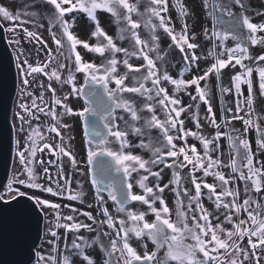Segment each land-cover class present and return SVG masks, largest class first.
<instances>
[{"label":"snow or ice","instance_id":"1","mask_svg":"<svg viewBox=\"0 0 264 264\" xmlns=\"http://www.w3.org/2000/svg\"><path fill=\"white\" fill-rule=\"evenodd\" d=\"M203 4L206 7L207 0H203ZM40 5H46L50 14L40 12L35 2L28 5L35 9L30 12L14 13L8 7L0 6V19L10 24L6 31L15 35L10 44L19 46L22 39L35 42L42 46L36 48L38 57L46 50V58L43 61L38 58L35 63L30 62L22 50H18L15 57L21 84L19 110L15 113L19 126L14 140L19 168L0 189V204L15 202L22 218L36 215L38 226L40 220H47L46 234L55 241L66 240L67 233L74 234L71 255L58 260L37 251L33 253L35 264H77V261L79 264H264V113L259 111L257 104L258 99L264 100V54L253 55L249 48L250 45L264 49V35H258L264 33V23H253L248 15L232 11L234 5L246 9L244 0H214L212 11L208 13L214 21L213 27L203 29L205 39L211 42L203 59L211 58L212 62L202 75L193 74L184 79L185 72L194 67L199 69L201 59L196 53L200 47L195 42L198 35L195 31L190 34L186 22V18L194 13L184 0H175L171 5L169 0H147L143 6L142 0H40ZM173 10L184 21L179 32L173 24ZM98 11L113 19L117 27L116 38L101 27ZM73 13L83 14L93 25L91 37L96 38V44L80 39L71 30L80 18L70 15ZM24 15L33 17L31 23L37 30L24 26L29 23L22 19ZM225 15L230 18L228 21L224 20ZM45 23L55 51L39 34L38 29ZM218 24L225 25L224 29L218 30ZM53 29H59V35ZM142 29L146 30L147 38L141 36ZM161 31L170 40L167 49L161 44ZM115 39L131 40L133 50L129 52L119 46ZM229 39L238 42L229 47L226 43ZM173 46L181 54L184 64L179 78H174L168 71V50ZM78 47L97 54L102 62L86 61ZM120 53L124 54L123 60L117 58ZM133 57L141 63H131ZM225 69L235 71L225 73ZM77 73L83 74V85L77 86ZM213 75L217 81L227 75L231 86L222 87L221 92L232 94L234 88L236 97L234 108L226 109L232 115L222 117L223 123L217 121L211 103V88L207 84ZM202 81L205 82L203 87ZM53 82L69 85L70 91L60 98ZM168 84L174 86V92L183 91L197 102V111L192 114L197 129L201 128L200 103L207 106L205 119L214 133L205 135L185 127L182 115L193 105L185 106L180 97L170 93ZM192 88L194 95L189 91ZM46 91L51 93L50 104L45 100ZM70 96L83 98L84 106L74 110L67 103ZM158 108L163 112V119L157 115ZM41 114L50 117L52 122L34 126L35 121H41ZM65 116L83 120L87 172L81 170V174H92L93 197L102 217L98 219L92 212H83L91 224L77 222L72 215H62L60 203L22 190H38L51 197L84 202L87 193L82 186L80 191L73 192L72 182L65 178L62 158L67 157L74 169L79 163L71 147L65 144L63 131L71 127L64 122ZM119 121L126 125L124 130ZM236 121L240 122L239 127L234 124ZM153 131L162 138L160 146H156L151 135ZM251 131L259 137L254 141L260 151L259 159L253 143L247 138ZM49 133L54 134L53 139L58 137L60 143L49 142ZM130 135L138 140L136 145L129 141ZM189 137L199 142L202 152L197 144L188 143ZM222 140L226 145L221 143ZM113 142L118 144V149L110 146ZM134 146L148 151L150 158L144 159L128 151ZM45 150L57 158L55 179L47 166L53 162H45L39 156ZM225 155L227 163L223 160ZM103 157L110 160L101 159ZM189 165L191 169L185 181L180 170ZM37 166L47 183L38 182L42 177ZM113 168L122 174L121 178L111 177ZM154 168L158 170L154 171ZM225 168L230 169L227 175L223 171ZM165 169L172 172V179L167 183H163ZM197 172H201L202 177L197 176ZM133 173L140 175L136 183L142 193L134 191ZM101 176L111 177L105 189L107 199L99 187L102 180L98 177ZM209 176L213 178L211 183L204 179ZM150 177L155 181L151 186L148 183ZM117 183L120 184L119 193ZM184 183H190L191 189L181 188ZM170 185L175 195L172 206L164 195ZM205 199L213 205L211 210L205 206ZM108 200L114 203L115 213L123 214L124 218L110 212ZM130 201L146 206L147 210H133L129 207ZM88 206L92 207L91 204ZM149 214L154 217L151 221L147 219ZM53 216L54 223L50 219ZM104 225L110 231H103ZM81 229L95 235L91 239L77 235ZM101 237L109 239L107 246ZM133 239L142 252L133 246ZM55 241L49 239L46 243ZM149 243L153 245L151 251Z\"/></svg>","mask_w":264,"mask_h":264},{"label":"rangeland","instance_id":"2","mask_svg":"<svg viewBox=\"0 0 264 264\" xmlns=\"http://www.w3.org/2000/svg\"><path fill=\"white\" fill-rule=\"evenodd\" d=\"M36 3L39 7L38 10L42 13H44L45 15L50 14V9L46 6V5H40V0H0V6H5L8 7L10 11H13L14 13L17 11L20 12H30V11H34L35 9H31L28 7V5L32 4V3ZM186 2V4L188 5L190 12L194 13V14H190L189 15V32L191 34L192 31H195L198 35V39L195 41L196 43H198L200 45V47L198 49H196V53L197 55H199L201 57V59L198 61L199 64V69H194L192 71H188L184 73L183 78L184 79H188L190 76H192L193 74L195 75H202L203 74V70L206 69V67L212 62L211 58H209L208 60L203 59L204 56H206L208 54V49L211 47V42L208 41L207 39H205L204 35H203V29L204 28H209L211 29L213 27L214 21L212 19L211 16L208 15L209 12L212 11V6L214 3V0H207V6L205 7L203 4V0H184V3ZM220 2H223V0H220ZM256 2V3H255ZM244 3L246 5V9H239V6H233L232 7V11L236 14H240L243 13L244 15H248L251 19V21L253 23H264V19H260L258 18V16L263 15L264 12H262V7L264 5V0H244ZM143 5V4H142ZM260 5V6H259ZM70 15H79L80 18L76 21L75 27H73L71 30L78 35V37L82 40H87L90 44H96L97 40L96 38H92L91 37V32L94 30L93 29V25L86 19V17L83 14H70ZM98 15V19L100 21V25L101 27L108 33V35L113 36L114 38H116L117 36V27L115 26L113 19L106 13L100 12L98 11L97 13ZM217 15H219V13H217ZM258 19H255V18ZM135 19L139 18V17H134ZM22 19L29 21V23L25 24V27H28L29 30H37L34 28L33 24L31 23V20L33 19V17L29 16V15H24L22 16ZM230 18L225 15L224 16V20L228 21ZM209 20V21H208ZM259 20V21H258ZM0 23L1 25H3V29H4V37L6 40V43L8 44L12 54H13V58H14V63H15V69H16V78H17V87H16V92L14 95V99H13V104H12V109H11V116H10V121H11V125H12V129H13V154H12V164H11V169H10V175H9V179L13 176L14 172L16 170H18L19 165H18V161L16 159V154H15V143L14 140L17 138V131L16 128H18L19 126V121L16 119L15 117V113L19 110L18 109V104L20 103V89H21V84H20V77H19V72L16 68V55H17V51L18 50H22L24 56H27L29 61L32 63H35L36 60L39 58L40 60H44L46 58V50L41 51L39 54V57L37 56L36 53V48L42 47L41 45L36 44L35 42L29 43L27 39H22V42L19 46L15 45V44H10L9 41L15 38V35L13 33L7 32L6 29L7 27L10 26L9 22L4 21L2 19H0ZM209 23V24H208ZM193 25H195V27H193ZM208 25V26H207ZM47 27L48 25L45 23V26L43 28L38 29L39 34L41 35V37L47 42L48 47L53 49L55 51V44L53 43L50 34L47 31ZM225 27V25H221L218 24L216 25V28L218 30H223ZM54 31H57V34L59 35V29H53ZM241 31L246 32V29H241ZM19 32V29H18ZM145 34L144 30H141V34ZM258 35H262V33H258ZM101 42L103 43V38H100ZM115 42L122 47H125L129 50V52H131L133 50L132 48V42L131 40H124V41H120L119 39H115ZM238 41L235 40H231L229 39L226 43L229 47H233L235 46V44ZM208 43L210 44L209 47H207ZM161 44L163 46V42L161 41ZM168 44H166L165 46H163L164 48L167 47ZM256 48H259L260 46H255ZM255 47H252L249 45L250 48V52H253ZM67 48V45H65V50ZM174 46H173V50H174ZM172 49L168 50L169 52L172 51ZM78 51L81 52V54L83 55L84 59L86 61H90V62H95L97 64H100L102 62V59L94 53H88L86 52L82 47H78ZM259 54H264V52H261ZM108 54L106 53V56ZM254 55V54H253ZM258 55V54H257ZM23 59V56L21 57ZM117 58L120 60L124 59V54L120 53L117 55ZM131 63L134 64H139L141 63L140 60L136 59L135 57H133L130 61ZM246 64L251 63L250 61H245ZM168 64H169V60H168ZM182 64V60H180L179 65ZM121 72L124 71L123 67L121 66ZM168 71L169 73L176 78V73H174V71L172 70L171 65H168ZM234 69H225L224 72L225 73H229V72H234ZM41 79L46 81L45 77H41ZM216 77L213 75L209 78V80L207 81V84L209 85V87L211 88V103H212V107H213V111L214 113H216L217 116V121L219 123H223V120L221 119L222 117L225 116H231L232 113L231 112H227L226 109L228 108H234L235 105V100L236 97L234 95V88H233V93L232 94H223L221 92V88L222 87H230L231 83L227 77V75L224 76V78L218 82H216ZM76 83L77 86H80L84 83V78H83V74L77 73L76 74ZM205 84L204 81L201 82V86L203 87ZM150 86V85H149ZM53 87L57 88V96H59L60 98H62L64 95H67L68 92L70 91V86L69 85H59L56 84L55 82H53ZM170 93H173L174 95H177L178 97H180L183 101V104L186 106L188 104H192L193 108L190 109L188 112H186L185 114L182 115V119H184L185 121V127L188 129H191L193 131H199L202 132L205 135H209L211 133H214V129L211 127V125H209L208 121L205 119L207 113H206V105H204L203 103H200V108H199V120H200V124H201V128L197 129L195 127V120L193 119V113L196 112V108H195V103L191 100L190 96L181 91L179 93L174 92V86L168 84L167 85ZM246 86H242V88H244ZM31 90V89H29ZM189 91L192 92V94H195L194 88L189 89ZM25 99L27 100V97H25ZM45 100L49 102V104L51 103V93L50 92H45ZM240 100L243 101V97H240ZM30 103V101H28ZM39 103V101H38ZM67 103L69 104L70 107H72L74 110H80L83 106H84V102L81 100V98H77L75 96H70L69 100L67 101ZM258 104V108L259 111L261 113H264V100L258 99L257 101ZM58 111H63V109H58ZM118 115H123V113H117ZM142 115H147V113H142ZM157 115L163 119L164 115L163 112L158 108L157 109ZM241 115H244V113H241ZM127 118V117H126ZM81 121L82 119L79 117H64V122L68 123L71 125V127L67 130L63 131V134L65 136V144L69 145L71 147V150L73 151V153L76 155V158L78 160V167L77 168H72L71 164L69 162H67V157H63L62 160L64 162V167H65V178L70 180L71 183V189L73 192L76 191H80L81 190V186L82 189L85 193H87V196L84 198V202L81 203L79 201H69L67 199L61 198V197H51L49 194L47 193H40L38 190H29V189H22V190H26L29 192H36L38 195H41L44 198H48L50 200H52L53 202H57V203H61L62 208L60 209L61 214L62 215H72L74 216L75 220L77 222H83V223H89L91 224L92 221H89L87 219V217L83 216L82 213L83 212H92L94 216H97L98 219L102 218L100 216L99 213V208L96 206L97 205V201L94 200L93 197V193L95 191V189L91 186L90 183V179L88 174L87 175H82L81 174V170H83L84 172H87V168L85 167V137L83 136L82 130H81ZM51 118L50 117H44L41 114V121H35L34 122V126L36 123H43L45 125L50 124ZM120 125L121 130H124L126 128V125L124 124L123 121H119L118 122ZM234 124L239 127L240 126V122L236 121L234 122ZM16 127H13V126ZM233 135H236V133H232ZM152 137L155 140L156 146H160L162 144V138L159 137V134L157 131H153L152 132ZM54 137V134L49 133L48 134V139L49 142L53 143V144H58L60 143L59 138L58 137ZM69 137H71L72 139L69 140ZM247 138L250 140V142L253 143V147H257L254 143V141L256 139H258V134H256L254 131L249 132L247 134ZM110 140H112V138H109ZM129 141L133 144L136 145L138 143V140L133 137V136H129ZM188 142L190 144H197L198 149L201 150L202 152V147L200 146L199 142L197 140H195L192 137L188 138ZM222 144L226 145L225 141H221ZM110 146L115 150L118 149V144L113 142L110 144ZM258 149V148H256ZM128 151H131L133 154L135 155H140L142 156L144 159H149L150 158V153L148 151L142 150L139 147H132L130 149H128ZM225 153L227 152V147L225 146L224 148ZM213 155H216L215 153H213ZM40 157H42L45 162L48 161H52L53 163L48 164L47 166L49 167V172L50 174L53 176V178H56V163L57 158L56 156L50 154L47 150H45L44 153L39 154ZM223 160L225 163H227L228 161V157L227 155H225L223 157ZM38 172L40 174V176L42 177V179L38 182L41 183H47L46 179L43 178V172L42 170L39 168V166H37ZM191 169V166L189 165L188 168L186 169H181V176L185 179V181H187L188 179V174H189V170ZM158 170L156 168L153 169ZM223 171L225 172V174H229L230 173V169H223ZM141 174H143L141 172ZM164 181L163 183H167L170 179H172V172L169 169H165L164 170ZM197 176L202 177V173L201 172H197L196 173ZM140 178V175H138L137 173H133L132 175V183L134 185V191L138 192V193H142V190L139 188V186L137 185L136 181ZM206 179L208 182H213V178L211 176L204 178ZM154 178L150 177L149 178V186H151L154 183ZM61 183L63 184V181H61ZM6 186V185H5ZM4 186V187H5ZM51 186L55 187V184H52ZM3 187V188H4ZM171 185L169 189L165 190V198L167 199V201L169 202L170 206L173 205V202L175 200V195L174 193L171 191ZM183 187H188L189 189H191V185L190 183H184L181 185V188ZM206 192V190H205ZM67 192L65 193V196H67ZM103 195L105 196V199H107V193H103ZM64 203V204H62ZM205 206L207 208H209V210L212 209L213 205L211 204V202H209L207 199L204 200ZM91 204L92 207H89L88 205ZM67 205V206H66ZM107 206L109 207L110 212H112L114 215H119L120 218H124L123 214H116L115 213V205L111 200H108V204ZM129 207H131L133 210L135 211H146L147 207L144 205H141L138 202H130L129 203ZM157 207H159V205L157 204ZM75 208L77 209L76 212H73L72 209ZM175 218V217H173ZM50 219L54 221V216L50 217ZM147 219L149 221L153 220L154 217L149 214L147 216ZM64 222V221H62ZM213 223H215V221H213ZM47 220H43V224H42V236L40 239V243L37 245V247L35 248V252L39 251L40 253H42L43 255H45L46 257H56L58 260H62L64 255H71L72 254V249H71V242L74 239V234L73 233H67L66 237L67 239H61L60 241H55V238L50 237V235H47ZM93 227L96 228H100L99 225H93ZM103 231H110L109 229H107V226L104 225L102 228ZM58 233L62 232V230H57ZM77 235H83L89 239L92 238V236L95 235V233H88L86 230L81 229L80 233H78ZM52 239L55 241V243L53 244H48L46 243L47 240ZM101 239L103 240L104 244L107 246L109 244V239L106 237H101ZM132 244L134 247H137L139 251H143V249L140 247V245L138 244V242L133 239ZM65 244L68 245V247H65ZM57 245L59 246L57 248ZM149 251H151L153 249V245L151 243H149L148 245ZM56 249V250H54ZM89 251H91L89 249ZM259 254V253H258ZM113 260H115V257H113ZM32 264H35V259L32 262ZM77 264H79V261H77Z\"/></svg>","mask_w":264,"mask_h":264},{"label":"water","instance_id":"3","mask_svg":"<svg viewBox=\"0 0 264 264\" xmlns=\"http://www.w3.org/2000/svg\"><path fill=\"white\" fill-rule=\"evenodd\" d=\"M16 77L13 54L6 43L4 29L0 27V189L9 179L12 164L13 129L10 116L17 87ZM81 100L84 102L83 98ZM81 130L83 133V120ZM101 159L110 160L108 157ZM121 175L113 168L111 177L119 179ZM88 176L91 180L92 174L88 173ZM111 177H98L102 180L99 187L104 190L103 193H107L105 189ZM116 187L119 193L120 184L117 183ZM18 208L15 202L0 204V264H29L35 259L33 253L40 243L43 219L38 226L35 214L22 218Z\"/></svg>","mask_w":264,"mask_h":264},{"label":"trees","instance_id":"4","mask_svg":"<svg viewBox=\"0 0 264 264\" xmlns=\"http://www.w3.org/2000/svg\"><path fill=\"white\" fill-rule=\"evenodd\" d=\"M146 2H147V0H142V4H144ZM174 2H175V0H169L170 5L173 4ZM171 15H172V20H173V24L175 26V29H176L177 32H179L180 29H181L182 23L184 21H182L179 18V16L177 15L175 10L172 11ZM189 18H190L189 16L186 18V22H187L188 25H189ZM137 19H139V18H137ZM142 30H144V29H142ZM144 31H145V34L142 33L141 36L144 37V38H147L146 30H144ZM159 34L161 36V41L163 42V46H165L166 44L170 43L169 38L165 34H163L162 31ZM262 35H264V33H262ZM209 46H210V44L208 43L207 47H209ZM165 49H167V47ZM207 49L209 50V48H207ZM168 60H169V64L168 65H171L172 70L174 71V73H176V78H179V73H180L181 69L184 68L183 61H182V64H181L182 66L179 65L180 60H182L181 54L179 53V51L177 49L174 48V50L172 49V51L169 52Z\"/></svg>","mask_w":264,"mask_h":264},{"label":"bare ground","instance_id":"5","mask_svg":"<svg viewBox=\"0 0 264 264\" xmlns=\"http://www.w3.org/2000/svg\"><path fill=\"white\" fill-rule=\"evenodd\" d=\"M256 3V2H255ZM260 6V5H259ZM262 7V12H264V5L263 6H261ZM258 18H260V19H264V13H263V15H261L260 14V16H258ZM257 17L255 18V19H258ZM259 21V20H258ZM261 52H264V49H262L261 47H259V48H256L255 47V49H254V51L252 52V54H254V55H257V54H259V53H261ZM224 78V76H222V78H221V80ZM220 81V80H219ZM216 82H218V81H216ZM252 132V131H251ZM257 147H253V149H254V151L256 152V156H257V158L259 159L260 158V151L258 150V149H256Z\"/></svg>","mask_w":264,"mask_h":264},{"label":"flooded vegetation","instance_id":"6","mask_svg":"<svg viewBox=\"0 0 264 264\" xmlns=\"http://www.w3.org/2000/svg\"><path fill=\"white\" fill-rule=\"evenodd\" d=\"M61 204V203H60ZM62 204H64V203H62Z\"/></svg>","mask_w":264,"mask_h":264}]
</instances>
